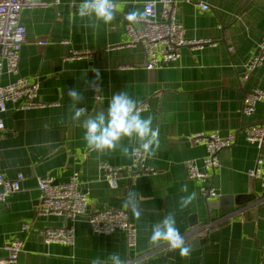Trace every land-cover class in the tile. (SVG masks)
Instances as JSON below:
<instances>
[{"label": "crops", "instance_id": "0c3cea01", "mask_svg": "<svg viewBox=\"0 0 264 264\" xmlns=\"http://www.w3.org/2000/svg\"><path fill=\"white\" fill-rule=\"evenodd\" d=\"M41 1L46 6L24 9L19 16L26 39L17 76L3 74L0 79L2 85L17 77L38 82V100L48 105L20 111L7 103L2 114L0 169L6 181L19 174L22 179L20 189L0 202V259L6 256L5 245L19 239L23 242L19 264H91L96 258L107 260L112 253L127 264H264V148L245 141L242 131L249 125H264V99L251 117L241 114L246 93L264 92V63L244 79L246 65L264 36V0H175L184 39L207 44L201 49L182 47L176 63L152 71L145 70L142 49L130 46L124 31V17L132 10L142 14L146 0H121L113 22L98 28L78 16L70 22V14L75 13L72 0ZM201 4L209 9L202 11ZM74 51L83 56L71 57ZM72 88L81 93L77 107L86 108L87 114L106 110L111 95L125 90L139 108L144 107L142 116H152L153 126L160 130V147L155 157L146 159L156 175L141 177L133 185L122 177L117 189L100 178V163L126 166L131 159L119 149L97 153L86 147L83 118L72 119L67 95ZM195 133L236 138L218 154L220 165L209 185L219 197L210 201L200 195L199 182L186 177L185 162L193 160L200 166L205 154L203 147L189 141ZM121 143L129 145L127 139ZM258 157L263 160V177L250 179L246 172ZM73 173H78L79 190L87 195V213L124 209L129 191L146 198L140 203L139 221L127 211L137 231L133 249L127 248L122 231L108 236L93 233L85 217L74 223L72 247L44 243L45 229L66 222L59 216L37 214V178L51 177L55 184H63ZM185 184L197 197L181 209L179 198L185 193L180 189ZM249 194L255 200L234 205L233 217L223 216L228 199ZM169 213L175 214L177 228L191 245L187 258L178 250L148 243L151 226ZM233 223H249L248 232L242 227L235 231ZM24 225L27 229L22 231Z\"/></svg>", "mask_w": 264, "mask_h": 264}, {"label": "built area", "instance_id": "2783aa9c", "mask_svg": "<svg viewBox=\"0 0 264 264\" xmlns=\"http://www.w3.org/2000/svg\"><path fill=\"white\" fill-rule=\"evenodd\" d=\"M57 0L55 1V3ZM46 6L41 0H0V79L3 74H18L19 52L26 39V31L19 22L20 13L24 9ZM159 7V11L157 10ZM200 9L207 11L209 7L201 4ZM143 19L132 23L124 17V31L129 39V45L140 47L145 58V70L152 71L162 66L171 65L178 61L179 50L182 47L201 49L206 41H187L184 39V29L177 18L175 0H146L143 3ZM46 43H42L45 45ZM83 54L73 52L71 57L79 58ZM91 57V54H85ZM264 63V36L261 37L256 51L246 65V77ZM130 67H125L129 69ZM39 84L25 78L17 77L14 82L2 85L0 82V132L4 130L2 114L6 111V104L17 105L20 111L40 109L48 105L38 100ZM94 98L100 99L95 92ZM264 99V92L252 89L245 94L242 100V116L251 117L257 103ZM144 107H140L142 110ZM245 141L255 144L257 149L264 148V125H249L242 129ZM235 135L222 137L216 133H195L189 137L194 146L204 149L201 165L195 161L185 162L186 177L199 182V192L205 201L219 197V193L209 185L211 175L220 165L218 154L235 143ZM263 160L258 157L253 167L246 174L250 179L263 177ZM100 178L111 189H117L118 182L125 177L129 185H133L139 178L156 175V171L147 165L143 157L131 158L126 166H111L102 162L98 165ZM22 175L15 180L6 181L0 169V202L20 189ZM264 187V184L262 185ZM37 189L39 191L38 203L35 207L39 216H59L66 224L62 227L47 228L43 231V241L46 245L60 244L72 247L75 243L74 223L85 217L91 231L98 235L108 236L115 231L125 234L128 249L136 245L137 231L130 221L127 210L104 208L99 211L87 213V195L79 190V175L73 173L69 180L63 184H55L51 177H38ZM27 225L22 227V231ZM6 256L0 259V264H19V256L23 251L22 240L15 239L8 242L5 247Z\"/></svg>", "mask_w": 264, "mask_h": 264}, {"label": "clouds", "instance_id": "9594fccd", "mask_svg": "<svg viewBox=\"0 0 264 264\" xmlns=\"http://www.w3.org/2000/svg\"><path fill=\"white\" fill-rule=\"evenodd\" d=\"M75 13L70 14V22L75 16L86 20L89 27L98 28L101 24L110 25L116 18L117 12L122 7L121 0H72ZM127 20L132 23L143 19L138 10L127 13ZM96 78L99 80V71L96 70ZM68 98L72 119L82 121L83 139L86 147L97 153L115 152L120 150L121 155L128 158L143 157L151 159L155 157L160 147V130L153 126L152 116H142L136 99L127 90L114 93L108 102L106 110L87 114L84 107H77L82 100V95L75 88L68 90ZM127 139L129 145L121 142ZM133 143L135 146H133ZM179 206L181 209L191 205L196 197L195 191L189 192L188 186L182 185L180 189ZM146 198L135 191H129L122 205L130 211L132 216L139 221L142 216L140 203ZM148 243L153 247H167L171 251H179L182 258H187L191 251V245L186 242L176 226L174 213H169L162 220L151 226V234ZM91 264H127V260L118 253H112L107 260L93 259Z\"/></svg>", "mask_w": 264, "mask_h": 264}, {"label": "water", "instance_id": "95a60500", "mask_svg": "<svg viewBox=\"0 0 264 264\" xmlns=\"http://www.w3.org/2000/svg\"><path fill=\"white\" fill-rule=\"evenodd\" d=\"M262 197H264V191L262 192ZM255 195L254 194H249V195H245V196H238V197H235L234 199H228L229 201V207L226 209V212L224 213L223 216H226V215H230V217H233L236 213L235 209H234V205H244L246 204L247 202H250V201H253L255 200ZM232 227L235 231L238 232L239 228L242 227L243 230L245 232H248V227H249V223H245L243 225H241L240 223H233L232 224Z\"/></svg>", "mask_w": 264, "mask_h": 264}]
</instances>
